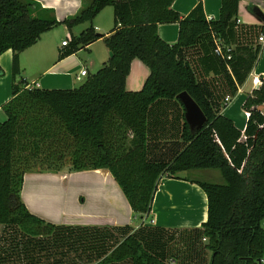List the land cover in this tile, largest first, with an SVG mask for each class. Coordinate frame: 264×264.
Listing matches in <instances>:
<instances>
[{
    "label": "trees",
    "instance_id": "1",
    "mask_svg": "<svg viewBox=\"0 0 264 264\" xmlns=\"http://www.w3.org/2000/svg\"><path fill=\"white\" fill-rule=\"evenodd\" d=\"M174 1L92 0L74 17L59 21L54 10L34 0H0V57L13 53L12 98L2 107L6 120L0 121V225L5 228L0 264H79V251L86 255L85 264H168L175 256V235L168 230L142 227L118 240L106 229L58 227L29 212L22 200L27 173L101 169L111 172L142 219L151 218L162 179L219 171L223 184L194 181L207 196L208 221L195 230L193 245L203 241L209 264H264V77L246 97L243 110L249 117L242 131L221 114L181 54L210 34L230 48L229 29L237 22L241 0H222L218 21L207 18L201 0L187 16L174 11ZM107 7L114 9V29L108 36L92 25ZM86 23L90 26L72 36L59 60L103 40L113 55L95 74L71 90L18 83L21 54L43 34L61 25L72 32ZM172 23L180 27L175 44L158 33L160 25ZM259 53L260 47L254 60ZM231 55L230 61L216 57L236 70L241 61L233 50ZM134 60L150 70L137 92L126 88ZM182 92L207 117L196 133L177 98ZM161 100L177 101L183 109L184 148L172 159L154 160L148 153L149 114ZM59 231L66 233L65 239H40Z\"/></svg>",
    "mask_w": 264,
    "mask_h": 264
},
{
    "label": "crops",
    "instance_id": "2",
    "mask_svg": "<svg viewBox=\"0 0 264 264\" xmlns=\"http://www.w3.org/2000/svg\"><path fill=\"white\" fill-rule=\"evenodd\" d=\"M34 1L44 9L54 10L56 18L64 21L74 17L92 0ZM201 1L207 18L218 21L222 0ZM198 2L199 0H175L172 7L174 11L187 16ZM108 8L110 7L105 8L100 14ZM100 14L92 25L97 33L108 36L114 29V9L111 13L112 23L100 22ZM263 17L264 0L240 1L237 22H232L229 29L230 49L241 61L240 65L237 62L236 70L232 65H222L217 59L215 49L218 40L213 34L204 36L196 46L184 49L181 53L193 68L198 82L210 94L211 101L220 105L221 114L230 118L242 131L245 130L249 117V114L243 110L246 97L260 87V78L264 77V49L260 42V37L264 34ZM52 31L43 34L37 44L21 54V73L17 78L18 83L23 82L26 87L46 90L75 89L77 76L83 69H86L89 75L95 74L91 69H100L110 58L107 47L94 51L97 45L104 44L103 40H99L83 49L87 53L81 50L59 60L64 47L54 46L52 42L44 39ZM158 33L166 43L175 44L179 39L180 27L176 23L162 24L158 27ZM258 47L260 53L254 60ZM0 70V121L3 122L6 120V115L2 107L12 98L13 53L11 50L0 57ZM149 74L150 70L146 65L134 60L126 81L127 90L132 92L142 90ZM227 97L231 99L229 103L225 102ZM183 122V109L177 101L161 100L151 107L148 128L150 159H172L184 148L181 140ZM196 172L198 171L180 173L179 180L164 178L160 181L153 202L151 222L148 225L140 217L143 223L133 226L135 216L140 215L133 212L115 178L105 169L85 171L84 174L91 173L101 186L94 193L80 190L74 197L64 192L57 197L52 193H42L39 188L44 181L53 183L52 180H55L56 176H59L62 182L67 181L71 176L27 173L24 177L21 197L29 212L42 219L50 218L46 207L51 206L49 203L57 199L61 204H59L60 217L54 221L58 227L80 230L106 229L118 240H122L128 234H134L142 227L168 230L175 235L173 244L175 258L169 259L170 264H208V253L203 247V241L193 245L195 230H201L202 225L208 221L207 196L200 186L194 183L205 180L194 176ZM205 174L208 178H212L217 173ZM70 205L72 208L69 207ZM179 241L182 243V248H177L175 245ZM79 256L82 259L80 263L85 262V253L79 251Z\"/></svg>",
    "mask_w": 264,
    "mask_h": 264
},
{
    "label": "rangeland",
    "instance_id": "3",
    "mask_svg": "<svg viewBox=\"0 0 264 264\" xmlns=\"http://www.w3.org/2000/svg\"><path fill=\"white\" fill-rule=\"evenodd\" d=\"M111 13H113V8L112 7L108 8V10H105V12L100 14L99 21L102 22V23H112L113 17H112ZM89 26H90L89 23H86V24H83V25H79V26L75 27L72 30V32H70L68 30L67 26L61 25V26L55 28L51 33L47 34L44 39L46 41L52 42V44L54 46H60L61 47L63 42H65V41L66 42H71L72 36L79 35L81 32H83ZM105 47H106L105 44H99V45H97L94 48V51H98V49H102V48H105ZM82 51L85 52V50H82ZM85 53H87V51ZM98 70L99 69H93V70L91 69V72L92 73H96ZM85 80H86V78H82L81 81H77V88L79 86H81L85 82ZM84 172L85 171L68 172V170H65V171H63L61 173H53V172H51L52 174H55V175H60V174L61 175H63V174L65 175L66 174L68 177L71 176V178H69L65 182H62L59 179V176H56L54 178L55 180H52L53 183L44 181L41 185H39V188H40L42 193H46V194H51L52 193V194L57 195V197L59 195H61V193H63V192L65 194L66 193L70 194V197H72V196L74 197V195H76L78 193V191H80V190H84V191H87L89 193L96 192L98 190V187L101 186V185L99 184V182L96 179H94V177H93V175L91 173H88V174L85 173L84 174ZM193 173L194 172H192V174ZM205 173H209V174L211 173L213 175L215 173H217V174H215V176H212V178H208ZM70 174H73V175H70ZM194 176H196V177H198V178H200L202 180L209 181V182L216 183V184H223L224 183V180H223V177H222L221 173L219 171H217V170L198 171V172H196V174H194ZM55 200H56L55 202L51 201L49 203V205H51V206L46 207V212H48L50 218H48V219H44L43 218L47 222H50V223H53V224H55V222H54V221H56L55 219L60 217V214H61V210H60V208H61L60 205L61 204H60L59 201H57V199H55ZM69 207L72 208L71 205ZM140 217L141 216H137V215L135 216L133 226L141 225L143 223V221H142V219ZM144 220H145L146 225H148L151 222V218L144 219ZM4 231H5L4 226L0 225V240H1V237H2V234H3L2 232H4ZM65 234L66 233H63V231H59V232L55 233V235H52L51 237H40V239L48 240V241H50V243H53L54 242L53 239H55V240H57V239L60 240V239H63V238L65 239V237H64ZM73 237L74 238H80V234L77 235V236H73ZM181 244L182 243L179 241V243H177L175 245H176L177 248H182ZM181 251H182V249H181ZM210 257L211 256L208 254V257H207L208 264L210 262ZM97 262H98V260L94 261L93 264H96ZM80 264H85V263L82 262ZM168 264H170V261L168 262Z\"/></svg>",
    "mask_w": 264,
    "mask_h": 264
},
{
    "label": "water",
    "instance_id": "4",
    "mask_svg": "<svg viewBox=\"0 0 264 264\" xmlns=\"http://www.w3.org/2000/svg\"><path fill=\"white\" fill-rule=\"evenodd\" d=\"M261 15V14H260ZM262 16V15H261ZM264 21V17H263ZM110 52V57H112ZM1 73V70H0ZM185 110V121L190 127L192 133L201 130L208 122L206 115L203 113L198 104L190 97L187 92H182L177 97Z\"/></svg>",
    "mask_w": 264,
    "mask_h": 264
},
{
    "label": "built area",
    "instance_id": "5",
    "mask_svg": "<svg viewBox=\"0 0 264 264\" xmlns=\"http://www.w3.org/2000/svg\"><path fill=\"white\" fill-rule=\"evenodd\" d=\"M260 42H261V47L264 49V34L260 37ZM70 44V42H63V45L62 47H68ZM215 54L223 59H226L227 61H230L232 59V55H231V49L230 48H225L223 45H222V42L221 41H217V44H216V49H215ZM88 71L86 69H83L79 75L77 76V80L78 81H81L82 78H87L88 77ZM231 101L230 97H227L225 99V102L226 103H229ZM204 241H206L204 239Z\"/></svg>",
    "mask_w": 264,
    "mask_h": 264
}]
</instances>
